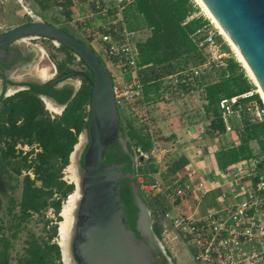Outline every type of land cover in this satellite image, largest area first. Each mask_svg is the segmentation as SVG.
Returning a JSON list of instances; mask_svg holds the SVG:
<instances>
[{"label":"trees","instance_id":"1","mask_svg":"<svg viewBox=\"0 0 264 264\" xmlns=\"http://www.w3.org/2000/svg\"><path fill=\"white\" fill-rule=\"evenodd\" d=\"M196 10L197 7L192 0H132L124 7L123 16L126 27L130 31L138 27L149 29L148 37L135 42L136 62L144 70L140 73L142 87H144L142 100L147 102L156 98L153 95L147 96L146 92H157L159 89L157 81L163 76L179 73L187 67L198 66L208 61L207 66L202 68V72L193 77L192 81L194 85L202 86L207 111L212 113L210 128L220 132L224 130V125L217 110L218 100L221 97L243 93L253 88L254 84L248 80L239 62L233 57L221 58L220 64L214 60L212 50H197L190 34L197 27L206 24L207 20L201 15L188 18ZM62 29L68 32L64 27ZM58 45L73 54L61 44ZM77 64L78 69L74 74L80 78L81 84L59 116L50 118L40 100L30 90H21L0 100V143L2 144L0 170L4 171L5 165L11 164L12 169L16 173L19 172L18 161L11 162V159L21 152L15 148L18 142L26 145L36 144L39 149L34 153L30 162L35 179L40 184L35 185L27 174L23 176L18 201L21 218L37 213L46 206H51L57 213L61 198L71 190V185L58 180L56 171L59 170V166L67 163L68 155L73 150L72 146L78 134L86 127V106L91 75L80 60ZM210 69L215 73V79L209 81L206 77L210 75ZM148 73H150L149 76H147ZM31 89L38 90L39 88L31 85ZM51 91L52 95L58 99L62 100L65 97L61 91L54 89ZM252 98L259 102L257 94H254ZM117 110L118 129L126 140L127 151L122 150L116 143L115 152H112L109 147L113 144H110L103 158L105 162H126L122 171L132 170L133 181L138 187L139 194L143 196L139 190L137 177L140 175L148 180V174L154 173L156 166L149 160L139 159L137 156L138 164L132 168L130 154H138V151L147 154L152 143L150 137L142 132L134 118L129 117L124 122L119 115V107ZM240 119L242 127L238 133V144L217 154L218 163L221 165L251 157L252 153L248 145L251 140H254L260 151L264 152V120L247 123L245 111L240 113ZM27 153L25 152L20 157L23 164ZM56 164L59 165L56 166ZM54 193H59V196L50 199ZM119 195L129 226L133 228L136 208L132 204L126 179L120 181ZM153 204L155 213L161 218V213L167 209V206L158 198H154ZM11 207L10 205L7 210L10 211ZM163 227L167 226L152 223V230L157 237L161 234ZM52 233H55L54 227ZM7 246L8 240L0 236V264H47L48 260L50 261L51 251L55 258L59 257V248L56 244L41 246L31 238L24 248V254L16 262L11 263L6 252Z\"/></svg>","mask_w":264,"mask_h":264},{"label":"water","instance_id":"2","mask_svg":"<svg viewBox=\"0 0 264 264\" xmlns=\"http://www.w3.org/2000/svg\"><path fill=\"white\" fill-rule=\"evenodd\" d=\"M203 1L234 43L264 96V0ZM21 38H44L61 44L91 75L86 127L78 135V138L83 136L84 147L76 158L79 198L67 244L71 264H170V258L152 230L150 210L133 181L134 173L122 171L126 162H105L103 158L113 143L127 151L126 140L118 129V110L108 70L87 44L61 27L36 17L0 32V59L6 56L4 47ZM70 74L30 82L52 85L54 90L62 91L56 84ZM67 101L68 98L64 105ZM130 161L134 168L132 154ZM122 179L127 180L136 208L133 228L129 226L120 200Z\"/></svg>","mask_w":264,"mask_h":264},{"label":"built area","instance_id":"3","mask_svg":"<svg viewBox=\"0 0 264 264\" xmlns=\"http://www.w3.org/2000/svg\"><path fill=\"white\" fill-rule=\"evenodd\" d=\"M70 1L71 21L81 25L83 39L113 78L116 106L126 107L142 132L151 135L152 126L142 100V83L138 77L140 67L136 62L134 35L126 27L123 16L125 5L132 0ZM219 35L213 25L207 22L197 27L190 37L197 50L213 49L214 60L221 64L225 54L219 51L215 43ZM73 57L79 61L74 54ZM207 64L208 61H205L201 65L181 70V80L193 84V77L201 73ZM118 77L122 79L118 81ZM254 94L258 96V103L252 99ZM217 110L227 129L228 120H240L242 111L246 112L247 123L264 120V104L254 85L243 93L221 97L217 102ZM241 127L239 125L236 128V133L241 131ZM138 156L144 157L146 153L138 151ZM263 167L258 173L247 172L246 175L251 178L236 183L224 192L215 206L196 215H188L178 209L192 185L174 181L162 187L157 181L152 182L150 186L155 187L169 205V209L161 213V219L169 221V225L162 228L163 237L173 236L181 242L185 238L192 247L195 264H264ZM197 185L202 186L201 182H197Z\"/></svg>","mask_w":264,"mask_h":264},{"label":"crops","instance_id":"4","mask_svg":"<svg viewBox=\"0 0 264 264\" xmlns=\"http://www.w3.org/2000/svg\"><path fill=\"white\" fill-rule=\"evenodd\" d=\"M61 5L63 16L66 17L64 28L70 34L77 33L73 36H79L87 44L82 37L81 25L71 21V1L62 0ZM77 8L80 7L77 6ZM193 14L188 18L195 16ZM133 35L135 42L142 41L149 36V29L138 27L133 30ZM50 71L54 73L51 67ZM143 71V68L138 70L140 81V73ZM149 75L150 73L147 74ZM181 77L179 73L163 76L157 81L159 84L157 92H146L147 96L153 95L156 98L145 102L146 112L152 126L151 135H147L152 145L144 158L156 166V171L148 174V180L139 175L137 181L139 190L147 197L149 196L145 203L153 217V222H151L160 226L162 224L168 226L169 221L162 220L155 213L153 200L158 198L164 201L167 206L166 210L169 209V205L160 192L150 186L152 182L157 181L162 187L169 186L174 181L192 185L190 193L179 203L178 209L182 213L196 215L203 214L206 209L215 206L217 201L223 197L224 192L234 187L236 183L251 178L246 175L247 172L258 173L264 166V152L260 151L254 140L248 143L252 153L251 157L225 165L218 163L217 154L220 151L238 144L236 128L242 124L241 119L230 118L226 123L228 129L223 122V131L212 130L209 126L212 113L207 111L202 86L182 81ZM121 79V77L117 78L118 81ZM74 81L75 89L79 88L80 80L74 79ZM141 83L143 84L142 81ZM142 89L144 90V87ZM252 99L258 103L254 98ZM159 162L160 165H158ZM197 182H201L202 186H196ZM162 240H166L164 243L169 247L167 239ZM182 242L187 244V249H184L179 256L169 248L173 257L177 259L176 263L195 264L192 258V247L185 238Z\"/></svg>","mask_w":264,"mask_h":264},{"label":"rangeland","instance_id":"5","mask_svg":"<svg viewBox=\"0 0 264 264\" xmlns=\"http://www.w3.org/2000/svg\"><path fill=\"white\" fill-rule=\"evenodd\" d=\"M192 1L193 4L197 7V10L193 12V15L203 16L207 20V22H210V24L213 25V28H215L218 34H220L219 30L216 29L215 25L211 22L210 18L202 10L200 4L196 0ZM61 2L62 0H0V32L5 31L17 24L29 21L31 17L39 18L45 22L59 26L61 28L66 27V17L63 16V7L61 5ZM78 10L81 11V8H78ZM69 30L72 31V29L70 28ZM73 34L76 35L77 33L75 34V32H73ZM77 38H79V36ZM215 43L217 46H219V51H227L224 52V57L231 56L234 58V60L239 62L245 76L252 84H254L246 73L243 64L238 60L233 48L222 34L216 38ZM21 44H26L28 46L34 47L41 57L44 54V58L41 60L40 64L42 66L34 63L32 67L28 69L31 75L37 74L38 71L41 70L43 67L47 70V73H49V75H51L52 77L53 74L50 71V67H54L57 72L59 68L64 69L63 67L65 66V64L69 63L70 59L74 58L73 54L61 48L57 43L50 39L27 38L24 43ZM210 70V75L206 77L209 81L215 79V73H213L212 69ZM255 88L257 87L255 86ZM45 111L47 114H49L50 118L56 116L52 112H49L47 110ZM119 115L121 116V119L124 122L127 118L129 119V117L133 118L130 111L126 107H119ZM78 139L79 138L77 136V140L75 143L81 142L82 136L79 140ZM0 147H2L1 143ZM83 147L84 144L81 146L80 151L83 149ZM15 148L21 152L19 154L15 153L17 155L15 158L11 159V162L18 161L17 166L19 168V172L16 173L12 169L11 164L5 165L4 171L0 170V236H3L8 240L6 252L8 255V260L11 263L16 262L18 258L24 254V248L27 246V242L31 238L35 239L37 243H39L41 246H43L44 244L54 243L59 248L61 242V238L59 235V227L60 223L64 220L61 214V210L64 204L69 200L72 195L75 194L77 190V188L74 187L75 181L72 178V172L70 169H68L71 165V161L67 160L66 164H64L63 166H59V170L56 171V174L58 175V180L64 182V184L71 185L72 187L70 192H68L64 197L61 198L60 208L58 212L55 213L54 209L51 206H46L44 209L40 210L37 213H32L26 216L25 218H21L20 212L18 210V201L20 199V190L23 176L27 174L29 175V178L33 180L35 185L40 184L39 181L35 179L31 167L32 163L30 162L31 159L34 157V153L39 149L36 144L24 145L20 142L15 145ZM25 152L29 153L26 154V161L23 164V161L20 159V157L23 156ZM133 156L135 157V165H137L138 154L135 153ZM142 158L146 160V158ZM57 165L59 164H56V166ZM142 194L144 201H147V198L149 196L147 197L143 192ZM57 196H59V193H54L50 197V199H55L57 198ZM10 205L12 207L11 210L8 211L7 208ZM151 221L153 222L152 216ZM53 227L55 228V233H52ZM163 236L164 235L161 233L157 238L161 241L166 254L170 258V264H177L175 261L177 259L173 257L169 248H171L172 251L176 252V254H178L179 256L181 253L184 252V249H187V244H183V242L181 241L178 242V240H176L173 236H168L165 238L167 239L169 245V247H167V245L164 243L166 240H162L164 238ZM50 253V261L48 260L47 264H66L63 248L62 254L59 248L58 258H55L52 255V251Z\"/></svg>","mask_w":264,"mask_h":264},{"label":"flooded vegetation","instance_id":"6","mask_svg":"<svg viewBox=\"0 0 264 264\" xmlns=\"http://www.w3.org/2000/svg\"><path fill=\"white\" fill-rule=\"evenodd\" d=\"M4 48L6 51V56L3 59H0V100L11 96L18 91L30 90L40 100L41 104L44 107L43 108L44 110L49 111V109L46 108V105L44 102L45 98H43V100H42L41 96H46V97H48L47 99L50 98V100L52 102H54L56 105L60 106L61 109L58 113L52 112L56 116L60 115L61 112L63 111L64 107L68 103V101L71 100V98L75 95V93L78 90V88L75 89L76 83L74 81V79L79 80V77L74 74L75 71L78 69L77 61L72 59L69 63L65 64L64 69H59L57 72H56L54 67L52 68V70L54 72L53 76L59 75L61 73H65V74L71 73L72 74V75L71 74L68 75L65 80L56 84V86H59L60 88H62L61 92H63L65 94V97L61 100V99H58L57 97H54L52 95L53 94V92L51 91L53 89L52 85L39 86V85L31 84L30 81H16V80H14L15 75H13V74L22 73V72L28 70L29 68L32 67V65L34 63H36L37 65H40L41 60L44 58V54L41 57L39 55L38 51L34 47H31V46L26 47L24 44H21L20 42L11 43V44L5 46ZM40 66H42V65H40ZM12 71H14V72L10 76H12L14 79H11L9 77V73ZM31 85L38 86L39 89L33 90V89H31ZM12 86H19V87L23 86L24 89H18L16 91H13V93L8 94L7 90H8V88H10ZM45 90L49 93H47ZM67 98H68V101L64 105V102L66 101ZM24 145H26V144H24ZM115 147H116V143H113V145L111 147H109V149H111L112 152H115ZM34 149H36V148H34ZM81 151H79V154H81Z\"/></svg>","mask_w":264,"mask_h":264},{"label":"bare ground","instance_id":"7","mask_svg":"<svg viewBox=\"0 0 264 264\" xmlns=\"http://www.w3.org/2000/svg\"><path fill=\"white\" fill-rule=\"evenodd\" d=\"M196 1L200 4L202 10L210 18L211 22L215 25L216 29L219 30L220 34H222L225 37V39L229 42V44L233 48L238 60L243 64V67H244L246 73L248 74V76L250 77V79L254 83V85L257 87V88H255V90L260 95L259 98L261 99L262 103L264 104L263 93H262L260 87L258 86L257 82L255 81V79H254L251 71L249 70L248 66L246 65L245 61L243 60L242 56L240 55V53L238 52L237 48L235 47L234 43L231 41L229 36L226 34L224 29L221 27V25L216 20L214 15L211 13V11L207 7L206 3L203 0H196ZM26 39L27 38H21L17 42L24 43V41ZM24 45L26 47H28V45H26V44H24ZM13 72L14 71L9 73V77L11 79H14L12 76H10ZM13 75H15L14 76L15 77L14 80H18V81H45V80H47V79H49L51 77V75H49V73H47V70L45 68H43V67L35 75H31L29 70L28 71L26 70V71H24L22 73H15ZM17 88H19V86H12V87L8 88L7 93L8 94L13 93V91L16 90ZM41 97H42V100H43V98H45L44 102H45V105H46L47 109H49L52 112H59L60 111L61 107L56 105L54 102H52L50 100V98L47 99L48 97H46V96H41ZM80 137H79V139H80ZM83 143L84 142H83V136H82V141L79 142V143H76L74 145L73 150L71 151V153L69 155V160L71 161V165L69 166L68 169H70L71 172H72V178L75 181V184H74L75 188H77V181H78V167H77V163H76V158H77V155H78V153L80 151V148L83 145ZM78 198H79V192H78V188H77L75 194L72 195L69 198V200L64 204V206H63V208L61 210V214H62L64 220L60 223V227H59V235H60V238H61V242H60L61 246L59 245V247L61 249L60 250L61 254H62V248H63L64 258H65L66 264H71V259L69 257L67 244H68L70 229H71L72 222H73V217H74L73 213H74L75 205H76V202H77Z\"/></svg>","mask_w":264,"mask_h":264}]
</instances>
